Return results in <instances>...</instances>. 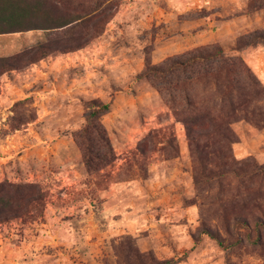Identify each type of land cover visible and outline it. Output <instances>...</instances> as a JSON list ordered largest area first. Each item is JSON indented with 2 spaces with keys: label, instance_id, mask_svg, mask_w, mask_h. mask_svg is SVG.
I'll return each mask as SVG.
<instances>
[{
  "label": "rangeland",
  "instance_id": "1",
  "mask_svg": "<svg viewBox=\"0 0 264 264\" xmlns=\"http://www.w3.org/2000/svg\"><path fill=\"white\" fill-rule=\"evenodd\" d=\"M94 1L88 44L0 77V183L47 193L37 219L0 223V264H264V40L241 46L264 35V0ZM42 36L0 33V57ZM212 46L243 65L162 91L145 76ZM91 101L114 152L95 171L75 139Z\"/></svg>",
  "mask_w": 264,
  "mask_h": 264
},
{
  "label": "trees",
  "instance_id": "2",
  "mask_svg": "<svg viewBox=\"0 0 264 264\" xmlns=\"http://www.w3.org/2000/svg\"><path fill=\"white\" fill-rule=\"evenodd\" d=\"M95 3L94 1L93 4ZM70 7H74L73 12L69 10ZM107 9L108 7H104L98 10L93 7L89 10L85 0H0V33L35 30L43 32L42 38L36 43L15 54L0 57V77L49 55L71 52L88 44L101 29ZM249 37L246 41L243 39L241 46L257 42L255 39L264 40V35ZM202 64L207 65L205 71L208 74L227 72L243 65L239 59L227 57L221 48L212 46L209 51L196 49L181 58H171L164 66L147 67L145 76L159 90H169L172 84L178 86L179 79L176 76L180 71L190 69L195 72ZM108 110V103L91 101L87 106L85 125L75 133V139L82 145L84 164L89 170L102 168L114 156L111 142L100 119ZM183 121L188 131L196 124V119L184 118ZM46 196V191L38 183H0V223L15 218L23 221L37 219L43 214ZM204 233L222 245V241L213 232L206 229ZM135 256L139 261L142 260L139 254L136 253ZM147 257L148 262L141 264L173 263L172 259H157L150 254Z\"/></svg>",
  "mask_w": 264,
  "mask_h": 264
}]
</instances>
